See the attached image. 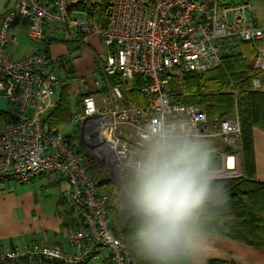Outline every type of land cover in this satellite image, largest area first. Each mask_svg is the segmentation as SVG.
Returning <instances> with one entry per match:
<instances>
[{
    "label": "built area",
    "instance_id": "obj_1",
    "mask_svg": "<svg viewBox=\"0 0 264 264\" xmlns=\"http://www.w3.org/2000/svg\"><path fill=\"white\" fill-rule=\"evenodd\" d=\"M82 1L86 0H17L0 18V98L17 109L0 130V185L24 184L42 175L61 177L69 187L66 205L82 224L67 235L74 255L64 256L50 247H27L22 252L12 249L1 264L96 260L137 264L123 235L109 224L107 197L97 194L86 158L107 179L122 180L160 126L181 131L198 143L217 139L228 151L219 152L222 166L216 169V179L241 176L237 115L208 120L197 106L174 103L171 79L216 68L239 41L257 45L252 65L264 77V27L247 23L245 10L250 6L233 0H87L97 16L89 18L75 8L72 13L84 18L69 14V6ZM23 21L26 36L43 47L73 44L81 48L95 37L105 50L96 56L105 96L98 101L91 95L83 97L82 109L70 119L79 132L78 142L68 141L61 129L52 130L45 121L61 82L56 75L61 62L38 50L17 61L6 53L17 44L12 27ZM78 30L85 35H77ZM111 77H116V84ZM135 77L144 79L140 93L146 102L141 107L129 106L124 97L126 85ZM252 86L260 89V80L255 79Z\"/></svg>",
    "mask_w": 264,
    "mask_h": 264
},
{
    "label": "trees",
    "instance_id": "obj_2",
    "mask_svg": "<svg viewBox=\"0 0 264 264\" xmlns=\"http://www.w3.org/2000/svg\"><path fill=\"white\" fill-rule=\"evenodd\" d=\"M73 8L85 12L89 18L98 15L87 0L69 6V14H72L73 17L82 15L81 13L73 14L71 11ZM21 24L26 28L25 21ZM76 33L81 37L85 35L81 30ZM49 46L45 45L40 52L47 54ZM70 47L74 48L73 51L80 48L73 44ZM85 47L90 46L87 44ZM256 47L257 45L251 42L239 41L233 52L223 55L221 63L216 68L202 74L188 73L183 76L181 91L172 86V101L199 105L201 110L206 113L208 120L233 116V114L239 118L241 131L237 151L240 155L243 172L236 178L213 181L206 201L198 210L195 231L223 235L233 241L254 248H262L264 247V182L255 178L252 133L254 128L264 131V93L262 89H253L252 86V82L260 78L259 71L252 65V60L256 56ZM61 64L64 67L69 65V63ZM69 70L72 71L70 68ZM110 82L116 84V77H111ZM143 84L142 77H135L134 82L126 85L124 97L129 106L141 107L145 104L146 101L140 93V87ZM58 87L56 88L58 93L55 104L45 118L52 130L69 122L72 116L70 114L68 83L63 84L61 81ZM87 95L84 93L82 96ZM75 133L77 132L75 131ZM73 139L76 142L78 140L75 135L73 137L67 135L68 141L73 143ZM75 149L78 151L79 147L77 146ZM224 150L227 152L228 147H225ZM86 160L87 173L97 184V194L107 197V218L110 226L123 235L137 264H150V261L138 249L136 239L138 221L123 209V205L113 192L115 186L103 175L100 168L87 158ZM124 177L125 175L123 176L127 187L125 189L127 193L128 191L130 193V186ZM226 190L227 200L225 199ZM114 201L116 205L113 204ZM67 210L70 212L72 209L68 208ZM73 214L78 217L76 213L73 212ZM207 264L233 263L211 259Z\"/></svg>",
    "mask_w": 264,
    "mask_h": 264
},
{
    "label": "crops",
    "instance_id": "obj_3",
    "mask_svg": "<svg viewBox=\"0 0 264 264\" xmlns=\"http://www.w3.org/2000/svg\"><path fill=\"white\" fill-rule=\"evenodd\" d=\"M16 2L17 0H0V18L9 8L14 7ZM240 4H248L250 6V9L248 8L245 10L247 23L259 28L264 27V0H243ZM12 33L16 35L18 43L19 36L21 34L26 35V28H24L21 23L16 24L12 27ZM91 39L92 37L90 38V42H88L90 47H86L85 51L81 48L76 50L85 53L88 52L89 49H94L95 55L97 56L99 50L93 46L94 42H92ZM64 46L65 45L62 44H51L48 47V53L59 62L69 63L70 65L64 67V65L61 64L59 67V69L62 68L65 71L67 75L66 81L60 77L58 78L63 84L69 81L75 82L73 89H71V85L68 84L70 114L72 115L77 110L80 111L82 109V99L86 97L82 96L84 93L81 92V83L78 79L80 77H74V64L83 63V61L76 62V53L73 52L71 47V51L69 47L65 50ZM55 49H58L59 54L54 52ZM6 53L11 60L15 61L30 55L27 53H23V56L19 54L16 45L6 51ZM92 66L91 63V67ZM69 68L72 71H70ZM258 79L261 84L260 89H262L264 93V77ZM91 83L92 87L86 94H88L87 96H93V98L98 101L99 97L97 95H102L104 88L103 86L99 88L96 87V84L94 85L96 82L93 78L91 79ZM94 87L100 92L98 93L94 90ZM56 95L55 91L53 97L54 104ZM74 95L77 96L76 102L73 100ZM195 106L201 109L199 105ZM9 107H13L15 111L9 113ZM16 110V106L0 98V130L5 127L7 120L16 113ZM68 124H71L70 121L64 123V125L60 126L58 129L60 130ZM252 134L255 153V178L260 182H264V131L254 128ZM209 141L220 143L218 140L208 139L201 141L200 144L208 143ZM225 147L226 146L221 144L220 149L209 148L210 152L214 151L211 152V154L215 153L219 155V159L213 161L210 165L214 169H219L222 166L219 152H224ZM240 169L242 174L243 168L241 162ZM124 175L125 173L123 176ZM108 180L111 182L110 179ZM121 181L123 183V180ZM68 189L67 181L63 178L57 177L50 179L49 176L45 175L36 177L32 181L21 185H17L13 182L0 185V264L2 257H5L12 249L22 252L27 247L42 246L57 249L64 256H71L76 253L70 246L67 235H69L71 231L81 229L82 224L78 217L72 215L73 212L67 210L68 207L65 199L68 194ZM48 191H51V194H47ZM65 205L67 208L64 207ZM123 209L125 210L124 207ZM195 232L201 247L199 250H194L185 254L184 261H186V263L184 264H207L211 259L227 261L233 264H264V247L254 248L219 234L204 233L199 230ZM88 262L95 261H86L83 264H87ZM101 263L108 264L104 261H101Z\"/></svg>",
    "mask_w": 264,
    "mask_h": 264
},
{
    "label": "clouds",
    "instance_id": "obj_4",
    "mask_svg": "<svg viewBox=\"0 0 264 264\" xmlns=\"http://www.w3.org/2000/svg\"><path fill=\"white\" fill-rule=\"evenodd\" d=\"M210 156L209 148L174 128L160 126L148 137L129 186L138 249L150 264H179L200 249L197 214L218 176Z\"/></svg>",
    "mask_w": 264,
    "mask_h": 264
},
{
    "label": "rangeland",
    "instance_id": "obj_5",
    "mask_svg": "<svg viewBox=\"0 0 264 264\" xmlns=\"http://www.w3.org/2000/svg\"><path fill=\"white\" fill-rule=\"evenodd\" d=\"M225 1L228 2L229 0H225ZM241 1H243V0H233V3L238 5V4H240ZM12 8L13 7L9 8L7 11H11ZM76 16L84 18L83 15H76ZM91 41L94 42L93 46L98 48L99 53L102 52V51L105 52L104 48H101L102 45L98 42L97 38L93 37L91 39ZM67 47H69V50L71 51V48H70L69 44L65 45L64 49L66 50ZM42 48H43V45L39 44L38 42L30 40L29 38H27V36L25 34H21L19 36L18 43L16 44V49H17L18 53L21 54L22 56H23V53L32 54V53H34L37 50L38 51H42ZM85 48L86 47H81V49H84V51H85ZM54 52L56 54H59L58 49H55ZM73 52L76 53L75 54V56L77 57L75 59L76 62L83 61V63H75L74 64V66H75V68H74V70H75L74 77H80L78 79H79V81L81 83V92L82 93H86L88 90L91 89V87H92L91 79L92 78L96 82V87L99 88V87L103 86L101 77L99 75V72H100L101 68L99 66V61H98V59H97V57L95 55L94 49H89V51L85 52V53H83V51H78V50L73 51ZM24 55H26V54H24ZM13 56H18V55H13ZM91 63L93 65L92 67H91ZM187 74L188 73H182V74L174 77L173 79H171L172 86L174 88H176V89H179L181 91L180 86L182 84V78H183V76H185ZM56 75L58 77L64 79V81H66V76L67 75L65 74V71L62 68L57 70V74ZM259 76H260V74H259ZM68 84H70L71 85V89H73L75 82L74 81H69ZM103 88H100V89H103V92L106 94V85L103 86ZM58 90H59V87H58ZM58 90H57L56 94L58 93ZM102 95L105 96L104 94H102ZM102 95L98 94L97 96L101 97ZM73 100H74V102L77 101V96L76 95L73 96ZM179 103H181V102H179ZM14 111L15 110H14L13 107H9V109H8L9 113H13ZM61 133L64 134V135L73 134V135L76 136V139H79V132L75 133V131L73 129V126L71 124H68L65 127H63L61 129ZM210 139H215V138H210ZM215 140H217V139H215ZM77 142H78V140H77ZM201 145H203V146H205L207 148H212V147L215 148V149H220L221 148V143H218L216 141H209L208 143H202ZM218 159H219V155L218 154H215V153L211 154V156H210V165L212 164L213 161L218 160ZM131 173H132V170H127L125 172V177L124 178H125V180H126L128 185H129V178H130ZM239 175H240V172H239ZM119 180H120V178H117L114 181H119ZM122 180H123L124 188H127L126 185H125L126 183H125L123 178H122ZM17 185H21V184H17ZM63 185H65V184H63ZM16 187H20V186H16ZM113 192L117 195L118 201L120 202V198H119L120 197V192L117 191L116 187L114 188ZM47 194H51V191H48ZM128 194H130L129 191H128ZM113 204L116 205V202L114 201ZM64 207L67 208L66 205ZM125 211H127V210H125ZM128 213L131 214L130 212H128ZM72 215L75 217L74 214H72ZM32 246H34V245H32ZM35 247H42V246H35ZM184 260H185V258L183 256L180 259L179 264L186 263V261H184ZM87 264H102V263H101V261H95V262H88Z\"/></svg>",
    "mask_w": 264,
    "mask_h": 264
},
{
    "label": "water",
    "instance_id": "obj_6",
    "mask_svg": "<svg viewBox=\"0 0 264 264\" xmlns=\"http://www.w3.org/2000/svg\"><path fill=\"white\" fill-rule=\"evenodd\" d=\"M83 149V148H82ZM111 182L116 186L117 191L120 192V201L128 212L131 213V199L125 188L123 187L122 181H114L111 180ZM132 214V213H131Z\"/></svg>",
    "mask_w": 264,
    "mask_h": 264
}]
</instances>
